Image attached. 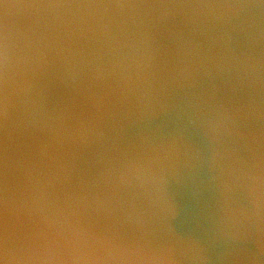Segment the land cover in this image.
Segmentation results:
<instances>
[{
    "label": "water",
    "instance_id": "water-1",
    "mask_svg": "<svg viewBox=\"0 0 264 264\" xmlns=\"http://www.w3.org/2000/svg\"><path fill=\"white\" fill-rule=\"evenodd\" d=\"M39 2L0 0V37H14L18 51L39 61L20 74L30 84L27 97L13 99L7 116L0 117V222H13L12 213L37 181L50 182L56 194H87L126 158L168 154L169 210L154 217L153 236L171 232L183 241V264H264L254 226L243 243L220 235L229 209L252 208L233 168L264 162V0H247L249 7L225 19L181 7L161 19L158 9H143L135 23L114 10L81 16L72 9L57 20L24 7ZM101 23L114 33L125 28L147 34L154 60L146 84L126 86L109 70V58L90 55L102 43ZM3 91L0 84V96ZM217 111L238 115L229 125L234 134L214 143L205 121ZM214 153L224 156L219 164L213 163ZM121 199L117 212L123 215L142 206L133 193Z\"/></svg>",
    "mask_w": 264,
    "mask_h": 264
},
{
    "label": "clouds",
    "instance_id": "clouds-1",
    "mask_svg": "<svg viewBox=\"0 0 264 264\" xmlns=\"http://www.w3.org/2000/svg\"><path fill=\"white\" fill-rule=\"evenodd\" d=\"M17 7L4 4V8ZM43 16L57 20L72 9L81 16L100 15L114 10L126 20H132L143 9L156 8L159 17L166 18L171 8L192 9L194 13L225 19L239 15L249 7L247 0H198L194 4H149L116 0L110 4H67L61 0H42L24 5ZM97 30L102 43L90 55L110 60L109 70L120 75L126 86L146 84L154 57L148 50L147 34L121 28L114 33L108 24ZM39 61L18 51L14 37H0V117H6L13 99H23L30 92V84L20 74L34 70ZM253 70L255 65H249ZM238 114L217 111L205 121V129L212 141L233 135L229 127ZM238 134V133H236ZM168 154L137 155L124 159L117 167L103 173L96 191L85 194L68 190L62 194L50 191V182L37 181L21 204L12 213L9 224L0 222V264H183L185 244L174 234L155 238L152 222L157 213L167 212L164 197L165 164ZM223 154L214 153L213 163L219 164ZM233 177L246 191L251 210L229 209L222 222L220 235L233 243H243L252 235L254 226L256 245L264 256V162L246 170L238 165ZM133 193L142 206L134 213L123 215L117 206L124 194ZM130 223L127 231L123 224Z\"/></svg>",
    "mask_w": 264,
    "mask_h": 264
}]
</instances>
